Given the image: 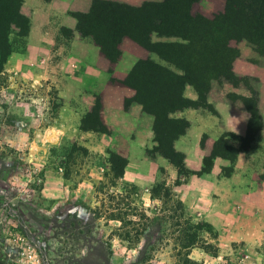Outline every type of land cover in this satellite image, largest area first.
Instances as JSON below:
<instances>
[{
    "label": "rangeland",
    "instance_id": "374dc122",
    "mask_svg": "<svg viewBox=\"0 0 264 264\" xmlns=\"http://www.w3.org/2000/svg\"><path fill=\"white\" fill-rule=\"evenodd\" d=\"M223 6L200 0L192 12L211 19ZM18 31L11 26L12 51L0 64V264H264L262 173L241 182V190H217L215 180L187 171L170 177L156 163L152 125L120 139L106 122L104 107L123 92L113 63L108 76L117 82L109 85L67 58L66 29L32 51ZM14 51L20 57L12 58ZM96 101L100 117L90 118ZM206 142L204 136L199 144ZM111 152L131 160L127 177L114 171L121 162ZM175 206L183 214L178 224L169 217ZM128 212L150 218L131 241L120 220ZM186 225L197 240L188 254L180 243Z\"/></svg>",
    "mask_w": 264,
    "mask_h": 264
},
{
    "label": "trees",
    "instance_id": "16d2710c",
    "mask_svg": "<svg viewBox=\"0 0 264 264\" xmlns=\"http://www.w3.org/2000/svg\"><path fill=\"white\" fill-rule=\"evenodd\" d=\"M198 1L163 0L162 5L144 3L135 6L112 0H92L87 12H75L73 15L76 30L82 37L90 38L109 62L118 61L121 55L119 45L125 37L166 62L162 64L148 57L138 59L120 81L134 91L131 97L124 98V109L135 102L144 113L153 116L152 131L156 144L152 151L173 163L178 173L187 171L197 175L209 172L216 156L227 158L231 164L223 167L221 172L223 176H229L233 171L232 163L237 149L225 144L222 137L213 141L210 153L202 159L200 170L192 172L185 167L184 154L175 149L174 141L186 132L189 121L176 116V113L197 106L216 113L207 103L213 81H227L233 85L240 81L248 83L247 79H240L232 72V61L239 55V50L230 41L245 40L258 53H264V0H224L223 10L211 19L192 12L193 4ZM21 4L22 0H0V64L12 51L7 37L11 26L19 29L17 34L22 38L28 33L29 21L20 12ZM153 34L175 40L153 41ZM108 72L112 70L109 68ZM110 80L117 82L115 78ZM187 84L197 92L196 101L183 95ZM242 101L250 113L246 134L243 137L231 132L226 135L239 140L240 148L247 150L263 123L256 105V94L252 92ZM100 110L101 105L96 101V105L90 109V118H99ZM110 156L112 161L121 162L118 170L115 168L114 171L122 177L127 159L114 152ZM260 178L264 179V172ZM170 196L168 191L162 192V197ZM176 209V206L172 208L169 217L178 224V218L183 214ZM136 213L128 212L120 219L126 226L123 237L130 241L131 237L142 234L150 221L144 212ZM199 226L195 224L193 228ZM180 231L184 234L181 248L188 254V250L197 242L195 233L189 232L188 225Z\"/></svg>",
    "mask_w": 264,
    "mask_h": 264
},
{
    "label": "crops",
    "instance_id": "0c3cea01",
    "mask_svg": "<svg viewBox=\"0 0 264 264\" xmlns=\"http://www.w3.org/2000/svg\"><path fill=\"white\" fill-rule=\"evenodd\" d=\"M112 1L137 6L160 0ZM91 3L92 0H22L20 12L29 21L28 33L24 37L25 47L28 51H32L34 47L42 48L45 46L43 40L47 41L49 38L56 37L61 30L66 29L70 34L66 39L67 45L63 46L67 58L72 59L74 65L85 67L86 75L93 78H104L107 84L112 85L108 76L110 62L90 38L82 37L76 30V18L73 13L87 12ZM152 39L155 41L167 38L153 35ZM119 46H121V55L118 61L111 64L113 75L119 79L125 76L138 59L150 57L159 63H166L157 54L147 51L127 37L122 40ZM238 50L239 55L232 61V72L240 79H247L248 83L240 81L237 85H233L227 81L221 83L213 81L207 94V103L214 108L216 113L199 106L188 107L180 111L179 115L189 121V126L186 132L174 141L175 149L184 154L185 167L192 172L200 170L202 159L210 153L214 140L222 137L225 144L237 149L236 158L232 163L233 171L229 176H221V180L217 179L222 168L231 164L229 159L220 156L213 159V165L209 172L199 175L201 180H213V182L215 180L214 187H217V190L222 189L221 186L225 184L231 186L233 190L246 189L240 184L241 182L249 181L254 173L260 175L264 172V53H258L252 45L246 42L239 45ZM13 57H20L18 51L12 53ZM116 84L122 85H118V88L123 91L122 94H116L111 108L106 106L103 109V112L108 116L106 122L114 132V137L122 139L135 126L145 125L151 128L153 116L144 113L138 103H131L127 109L123 107L124 98L131 97L134 91L120 82ZM252 92L257 97L256 105L263 126L257 131L248 149L243 150L240 148V141L232 139L226 133L236 134L237 128L238 136H245L250 113L242 99L250 97ZM183 95L192 101H196L198 98L197 92L189 84L184 87ZM237 120H240L238 124ZM202 136L207 138L203 147L199 144ZM156 163L167 167L170 177L177 175V169L168 167L167 159L164 157L158 156ZM127 164L128 168L124 169L122 178L127 177L130 172L131 160H128ZM248 189L253 191L251 187Z\"/></svg>",
    "mask_w": 264,
    "mask_h": 264
},
{
    "label": "clouds",
    "instance_id": "9594fccd",
    "mask_svg": "<svg viewBox=\"0 0 264 264\" xmlns=\"http://www.w3.org/2000/svg\"><path fill=\"white\" fill-rule=\"evenodd\" d=\"M239 122H240V120H237V124H238ZM235 131H236V134L239 135V132H238L237 128H236Z\"/></svg>",
    "mask_w": 264,
    "mask_h": 264
}]
</instances>
